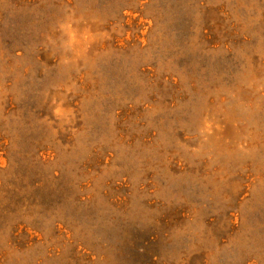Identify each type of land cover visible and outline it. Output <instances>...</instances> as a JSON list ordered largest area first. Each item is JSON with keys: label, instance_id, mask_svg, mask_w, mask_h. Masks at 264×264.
<instances>
[{"label": "rangeland", "instance_id": "rangeland-1", "mask_svg": "<svg viewBox=\"0 0 264 264\" xmlns=\"http://www.w3.org/2000/svg\"><path fill=\"white\" fill-rule=\"evenodd\" d=\"M0 264H264V0H0Z\"/></svg>", "mask_w": 264, "mask_h": 264}]
</instances>
